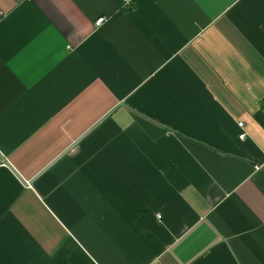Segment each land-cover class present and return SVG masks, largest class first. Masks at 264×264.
<instances>
[{
    "label": "crops",
    "instance_id": "1",
    "mask_svg": "<svg viewBox=\"0 0 264 264\" xmlns=\"http://www.w3.org/2000/svg\"><path fill=\"white\" fill-rule=\"evenodd\" d=\"M0 264H264V0H0Z\"/></svg>",
    "mask_w": 264,
    "mask_h": 264
},
{
    "label": "water",
    "instance_id": "2",
    "mask_svg": "<svg viewBox=\"0 0 264 264\" xmlns=\"http://www.w3.org/2000/svg\"><path fill=\"white\" fill-rule=\"evenodd\" d=\"M88 132H90V130H88L87 132H85L82 136H80L79 138H77L74 142H72V144H70V146L68 148H66L63 153L59 156V158L64 155L67 151H69L71 148H73L75 146V144H77ZM2 159L4 160V162L9 166V168L22 180V182L29 184L32 182V180H29L28 182H26L21 176L20 174L15 170V168L8 162V160H6V158H4L3 156H1ZM57 158L54 160L56 161Z\"/></svg>",
    "mask_w": 264,
    "mask_h": 264
},
{
    "label": "built area",
    "instance_id": "3",
    "mask_svg": "<svg viewBox=\"0 0 264 264\" xmlns=\"http://www.w3.org/2000/svg\"><path fill=\"white\" fill-rule=\"evenodd\" d=\"M120 1H121L122 6L124 7V6H129L133 0H120ZM104 19H105L104 17L97 18V20L95 21V26L100 25L104 21ZM237 124L240 128H243L242 122H238ZM244 136H245V132H241L238 137L244 138ZM262 165H263L262 163L257 164L256 168H260ZM160 216H161L160 214H156V218H160Z\"/></svg>",
    "mask_w": 264,
    "mask_h": 264
}]
</instances>
